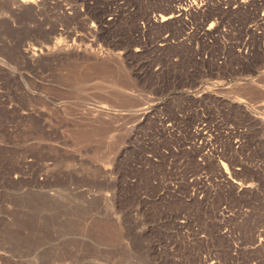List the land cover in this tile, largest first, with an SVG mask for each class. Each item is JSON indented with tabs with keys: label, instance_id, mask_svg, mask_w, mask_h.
<instances>
[{
	"label": "rangeland",
	"instance_id": "rangeland-1",
	"mask_svg": "<svg viewBox=\"0 0 264 264\" xmlns=\"http://www.w3.org/2000/svg\"><path fill=\"white\" fill-rule=\"evenodd\" d=\"M22 4L0 0V264H264V0Z\"/></svg>",
	"mask_w": 264,
	"mask_h": 264
},
{
	"label": "bare ground",
	"instance_id": "bare-ground-1",
	"mask_svg": "<svg viewBox=\"0 0 264 264\" xmlns=\"http://www.w3.org/2000/svg\"><path fill=\"white\" fill-rule=\"evenodd\" d=\"M12 2L14 1V0H11ZM16 2H19L20 4H22V3H24V2H26L27 0H15ZM223 1V0H222ZM26 5V4H25ZM25 5H23L22 4V6H24L25 7ZM190 7H192V6H190ZM182 8V7H181ZM184 9V8H183ZM179 10V9H178ZM181 11V10H180ZM174 11H171V13L170 14H168V15H161V19H160V21L161 20H166V19H168V18H171V17H174ZM48 47V46H47ZM34 50H35V48H34ZM40 50H42V49H40ZM31 52V51H30ZM34 52V51H33ZM42 52V51H41ZM36 53V52H35ZM34 54V53H33ZM34 56H36V54H34Z\"/></svg>",
	"mask_w": 264,
	"mask_h": 264
},
{
	"label": "built area",
	"instance_id": "built-area-1",
	"mask_svg": "<svg viewBox=\"0 0 264 264\" xmlns=\"http://www.w3.org/2000/svg\"><path fill=\"white\" fill-rule=\"evenodd\" d=\"M195 5H196V2H195V4L194 3L192 4V7H194Z\"/></svg>",
	"mask_w": 264,
	"mask_h": 264
}]
</instances>
